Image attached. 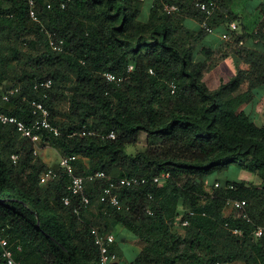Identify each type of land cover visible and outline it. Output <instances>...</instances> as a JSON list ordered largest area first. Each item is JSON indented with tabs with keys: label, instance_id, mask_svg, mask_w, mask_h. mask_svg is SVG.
I'll use <instances>...</instances> for the list:
<instances>
[{
	"label": "trees",
	"instance_id": "16d2710c",
	"mask_svg": "<svg viewBox=\"0 0 264 264\" xmlns=\"http://www.w3.org/2000/svg\"><path fill=\"white\" fill-rule=\"evenodd\" d=\"M144 1L35 0L34 22L28 0H0V112L31 126L32 103H43L61 133L42 130L41 143L77 157V174L148 180L118 192L121 210L101 202L106 182L88 183L91 204L76 215L78 200L63 202L70 195L68 174L59 168L56 178L42 183L52 167L13 125L0 122V238L23 264H102L95 226L102 235L122 226L146 245L132 264H264V239L253 237L255 227L264 226V124L241 111L264 84V54L241 46L243 35L236 33L225 47L239 57L238 73L210 91L204 77L223 51L198 49L208 33L191 31L185 21L206 19L198 1L218 4L211 27L237 20L232 14L225 19V1L153 0L146 19ZM166 6L180 10L168 13ZM108 73L121 81H108ZM48 80L51 88L35 89ZM69 84L70 107L59 119ZM142 133L147 147L129 153ZM233 165L260 184L209 181ZM163 174L170 178L155 183ZM228 200L247 201L252 222L236 211L226 216ZM233 228L243 234L234 235ZM110 251L119 255L116 241ZM0 264H6L1 243Z\"/></svg>",
	"mask_w": 264,
	"mask_h": 264
},
{
	"label": "built area",
	"instance_id": "2783aa9c",
	"mask_svg": "<svg viewBox=\"0 0 264 264\" xmlns=\"http://www.w3.org/2000/svg\"><path fill=\"white\" fill-rule=\"evenodd\" d=\"M70 1V0H69ZM30 6V17L34 22H39V17L36 11V3L35 0H28ZM66 4L61 3V7L65 8ZM48 9L52 8V3L48 2ZM196 8L199 9L204 15L205 20L202 22V29L206 31L208 34H213L214 29L209 25L208 20L214 16L216 11L218 10V4L214 1L211 2H203L198 1L196 3ZM165 10L168 13H176L179 12L178 6H166ZM238 26L234 23L231 24V33H227L223 35V40L225 42H233L234 41V33H238ZM62 44V42L60 43ZM54 50L62 51L61 45H55L54 42H51ZM240 45L244 46V42L240 41ZM133 69L132 67L130 68ZM106 79L110 82L121 81L117 79L116 76L112 74H106ZM52 87V81H43L37 83L35 85L36 90L40 89H49ZM175 88V86H173ZM18 89L11 91L10 93H4L2 98L4 101L8 102L10 100V94L17 93ZM33 114L35 115V121L31 126L26 125L23 121L19 120L14 116H10L4 112H0V122L2 124L13 125L17 131L22 135V137L29 139L35 145V154L38 153V147L41 144V138L38 134L42 130H48L54 133L56 136L60 135V130L57 127H54L52 123L49 121L50 113L48 109L44 106L43 103L34 101L32 103ZM109 138L115 139V135L112 133L109 135ZM17 159V157H13ZM77 157H62L59 163V168H62L70 178L69 191L70 195L63 199V202L66 206H71L73 199L78 200V205L74 208V213L76 215L81 214V209L86 208L91 204L90 198L86 195V185L88 183H94L97 181L106 182V185L102 187V195L101 202L107 203L112 207L117 208L118 210L122 209L121 200L119 198V191L125 188L131 187H139L147 184L148 180L145 178H137V177H122V178H112L108 176L103 171H98L95 173H91L88 175H80L76 173V166L74 162ZM56 170L51 168L42 176V183L47 184L52 179L56 178ZM170 174H163L160 177H156L154 182L157 184H161L165 179H169ZM216 187H219V183L216 184ZM233 189V188H232ZM248 203L244 200H228L226 202V208H230L233 211L239 212L242 219L248 223H251V217L247 212ZM149 215H153L150 209L147 210ZM191 216L195 215V212L190 213ZM182 226H189L188 221L182 222ZM228 227V224L226 225ZM232 233L237 236H241L243 234V230L240 228H233ZM92 235L94 237L96 245L99 247L101 252V261L102 264H111L115 263L118 260V256L110 251V246H112L116 241V236L112 233L102 235L98 231V229H92ZM253 237L255 240L264 239V226L257 225L253 231ZM0 243L3 248V259L6 264H23L20 259H17L13 248L11 247L9 241L5 238H0ZM21 251V248H18Z\"/></svg>",
	"mask_w": 264,
	"mask_h": 264
},
{
	"label": "crops",
	"instance_id": "0c3cea01",
	"mask_svg": "<svg viewBox=\"0 0 264 264\" xmlns=\"http://www.w3.org/2000/svg\"><path fill=\"white\" fill-rule=\"evenodd\" d=\"M225 6L223 11L225 12V19L237 18V20H232L229 24H218L215 27H212L215 31L213 34H207L205 38L199 43L198 49L208 48L213 51H223L220 52V56L217 59V62L214 68L205 74L204 83L210 89V91H215L220 88L223 84L231 81L238 73L240 67L239 57L236 56L229 48L225 46L228 42L223 40V35L231 33V24H236L238 26V34L243 35L244 47L258 51L264 54V0H224ZM153 5V0H145L143 5V17L147 18L149 11ZM221 9V8H220ZM202 22L196 21L194 19L187 18L185 25L193 32H199L202 30ZM259 31H262L263 35L260 37L251 36L252 32L257 34ZM236 33H234L235 35ZM231 43V42H229ZM222 49V50H221ZM200 59V58H197ZM249 83L244 85V89L248 90ZM241 111H245L252 116L253 120L258 126L264 124V84L257 87L256 89V100L249 104L242 106ZM49 146L45 149L42 156L43 161L53 169H59V161H53L50 157V152L47 150ZM226 170L218 172V177H211V181L224 182V181H246L249 183L260 184L258 177L249 173L243 168L237 167L235 165L225 168ZM231 169L237 170L231 178L228 170ZM209 182V184H210ZM232 212V214H231ZM226 216L233 215L234 212L230 208H225L224 211ZM182 229V226H179ZM183 232V229L181 230ZM116 236V246L119 251L118 253L114 252L119 261L122 264H132L138 260L140 254L144 251L146 245L135 236L128 234L122 226H116L115 230L112 232ZM131 240V244H130ZM143 245L141 246V244ZM126 245V246H125ZM132 257V259H131ZM232 264H243L241 262H234Z\"/></svg>",
	"mask_w": 264,
	"mask_h": 264
},
{
	"label": "rangeland",
	"instance_id": "374dc122",
	"mask_svg": "<svg viewBox=\"0 0 264 264\" xmlns=\"http://www.w3.org/2000/svg\"><path fill=\"white\" fill-rule=\"evenodd\" d=\"M146 19V18H145ZM131 70V69H130ZM69 88L67 90V93H66V96L63 97L59 103V111H60V114H59V119H63L65 118V114L67 113L69 107H70V101H69V98L67 97L68 95L71 94L72 92V86L71 84H69ZM147 147V135L142 133L140 135V138H139V142L135 145H131L128 147V152L129 153H137L139 151H143L145 148ZM47 148L46 145L44 144H40L39 147H38V153L39 155L42 153V155L44 154L43 151H45V149ZM49 152H50V157H52V159H54L53 161H59L61 160L62 156H60V153L57 151V149L53 148V147H49V149H47ZM42 157V156H41ZM237 170H233L231 169L230 171L228 170V173L230 174L231 178H234L233 175L234 173H236ZM219 174L218 173H215L212 177L215 178V177H218ZM234 212V211H233ZM232 214V212H231ZM96 228H98L97 226H95ZM182 229L179 227V231H181ZM112 233V232H110ZM131 240H130V244H131ZM143 245V243L141 244V246ZM126 246V245H125ZM132 259V257H131Z\"/></svg>",
	"mask_w": 264,
	"mask_h": 264
}]
</instances>
